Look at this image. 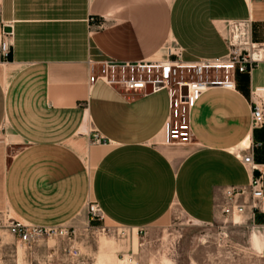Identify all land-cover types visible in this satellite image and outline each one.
I'll return each instance as SVG.
<instances>
[{"label": "crops", "instance_id": "obj_1", "mask_svg": "<svg viewBox=\"0 0 264 264\" xmlns=\"http://www.w3.org/2000/svg\"><path fill=\"white\" fill-rule=\"evenodd\" d=\"M15 21L0 55V213L61 228L98 204L105 225L140 232L175 213L221 220L228 190L247 188L242 144L253 136L247 98L264 87V64L214 88L190 115L192 142L170 145L166 91L122 93L90 83L89 62H139L172 44L184 60L223 57V24L250 21L264 43V0H0ZM97 132L103 141L95 143ZM247 208L244 219L250 220ZM251 221V220H250ZM251 240L264 259V212Z\"/></svg>", "mask_w": 264, "mask_h": 264}, {"label": "built area", "instance_id": "obj_2", "mask_svg": "<svg viewBox=\"0 0 264 264\" xmlns=\"http://www.w3.org/2000/svg\"><path fill=\"white\" fill-rule=\"evenodd\" d=\"M1 10V4H0ZM15 21H6L0 14V55L8 61L15 37ZM223 35L228 52L215 59L195 62L184 60L183 50L172 44L163 48L155 58L128 63L89 62L90 83L102 82L122 93L154 94L166 91L169 99V117L165 128L166 142L170 145H188L192 142L190 115L200 98L214 88L236 90L237 78L251 76L264 64V43L254 39L250 21L223 24ZM247 102L253 129L264 127V87L251 88ZM95 143L103 139L97 132L90 134ZM242 163L250 174L247 188L228 190V203L222 208L224 221L242 219L250 209V220L254 223L257 212H264V171L256 163L253 149H246ZM255 172L258 173L255 176ZM87 215L103 220L102 212L95 202H90ZM59 228H43L15 220L0 213V235L7 234L18 245L30 247L40 238L57 236ZM73 257L78 252L72 251Z\"/></svg>", "mask_w": 264, "mask_h": 264}, {"label": "rangeland", "instance_id": "obj_3", "mask_svg": "<svg viewBox=\"0 0 264 264\" xmlns=\"http://www.w3.org/2000/svg\"><path fill=\"white\" fill-rule=\"evenodd\" d=\"M254 132L249 144L264 171V128ZM253 227L248 218L200 225L175 213L169 223L133 232L84 215L30 247L0 235V264H264L251 244Z\"/></svg>", "mask_w": 264, "mask_h": 264}, {"label": "bare ground", "instance_id": "obj_4", "mask_svg": "<svg viewBox=\"0 0 264 264\" xmlns=\"http://www.w3.org/2000/svg\"><path fill=\"white\" fill-rule=\"evenodd\" d=\"M249 145V146H248ZM250 144H249V140H246L243 144H242V146H241V148H243L244 150H246V149H249L250 148Z\"/></svg>", "mask_w": 264, "mask_h": 264}, {"label": "water", "instance_id": "obj_5", "mask_svg": "<svg viewBox=\"0 0 264 264\" xmlns=\"http://www.w3.org/2000/svg\"><path fill=\"white\" fill-rule=\"evenodd\" d=\"M148 94H150V91L148 92ZM258 175V173L257 172H255V176H257Z\"/></svg>", "mask_w": 264, "mask_h": 264}, {"label": "trees", "instance_id": "obj_6", "mask_svg": "<svg viewBox=\"0 0 264 264\" xmlns=\"http://www.w3.org/2000/svg\"><path fill=\"white\" fill-rule=\"evenodd\" d=\"M264 128V127H263Z\"/></svg>", "mask_w": 264, "mask_h": 264}]
</instances>
